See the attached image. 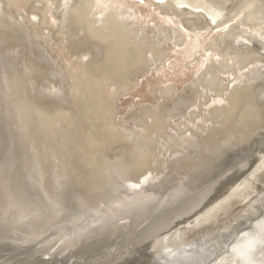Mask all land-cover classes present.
<instances>
[{
	"label": "bare ground",
	"instance_id": "6f19581e",
	"mask_svg": "<svg viewBox=\"0 0 264 264\" xmlns=\"http://www.w3.org/2000/svg\"><path fill=\"white\" fill-rule=\"evenodd\" d=\"M113 3L0 0V255L136 257L264 212V3Z\"/></svg>",
	"mask_w": 264,
	"mask_h": 264
},
{
	"label": "rangeland",
	"instance_id": "374dc122",
	"mask_svg": "<svg viewBox=\"0 0 264 264\" xmlns=\"http://www.w3.org/2000/svg\"><path fill=\"white\" fill-rule=\"evenodd\" d=\"M258 185L261 186L263 189V190L259 189L258 191L260 192V194H263L264 185L262 186V184L259 182H258ZM261 200L264 201V199H261ZM248 201L252 203L250 199H248ZM243 204L245 205V201L244 202L242 201L241 203L237 201L225 209L224 208L220 209L217 212V214H215V216L212 219H210L208 223L205 224L202 228H195L194 230L183 232L181 233L182 234L181 238H179L178 235L175 236L176 238L172 242L164 244L161 248H158L156 246V249H158L157 251L159 253L161 252L163 255L164 253L167 254V253H171L174 251L177 252L179 250H183V249L191 248V247H194L193 249H195V246L199 248L200 243H202L203 247H202V251L200 252V255H201L200 258L202 260H200L201 261L200 263L196 261L195 263L196 264H223L220 262L224 258L228 256H231L234 258L235 254L236 255L240 254L241 252L246 251L250 249L251 247L256 246L258 242L262 243L264 241V237L262 235L264 234V212L261 213L260 215H254V216L248 215V218L243 222V216H241L242 213H240L243 210L242 209L240 211V207L242 206V208H244ZM263 207H264V204H263ZM238 211H240L239 214H238ZM239 215L241 216V218ZM249 218H251V220H249L250 222L248 221ZM246 223L248 225H246ZM227 225L229 226V228H227L228 227ZM252 226H255L257 230L259 231V235L257 236L259 239L256 240V243L253 241H249L247 239L248 237H245L252 232ZM231 227H234V228L231 229ZM186 251L187 253L192 252V251L189 252V250L187 249ZM188 255L190 256V254ZM134 256L135 255H131L128 257L126 256L125 258H121V260L119 261L120 262L119 264H148L144 257H140V256L134 257ZM126 258L127 260H125ZM206 258L208 261L206 260ZM122 260L123 262H121ZM191 260L192 262H194L195 259L191 258ZM158 261H160V263L158 264L162 263V260L159 259L154 264H156ZM185 261H188V258H186ZM186 264H189V263H186Z\"/></svg>",
	"mask_w": 264,
	"mask_h": 264
},
{
	"label": "water",
	"instance_id": "95a60500",
	"mask_svg": "<svg viewBox=\"0 0 264 264\" xmlns=\"http://www.w3.org/2000/svg\"><path fill=\"white\" fill-rule=\"evenodd\" d=\"M156 249V246L155 247H149V250L147 251V254L144 255L142 253H138L136 256H144V258L146 259L147 263H151V264H154L159 258H161L163 256V258H166V254L165 255H162V253L158 252ZM242 250V249H241ZM139 251V250H137ZM157 251V252H156ZM248 254H250V257L248 256L247 259L244 260V263L246 262H249V261H258V262H264V251L260 250L259 248V245H256L254 247H251L250 249L246 250V251H243ZM244 253V254H245ZM126 255H123L122 257L120 258H117L116 260H111V261H101V262H96V263H91V264H109V263H113V264H119L121 258H124ZM161 256V257H160ZM24 259V260H22ZM179 259V258H177ZM176 259V260H177ZM39 259L38 258H26V257H19V258H16L14 256H5V255H0V264H42L41 262L38 261ZM172 261H174L173 259L172 260H166L165 262L162 261V264H169V263H172Z\"/></svg>",
	"mask_w": 264,
	"mask_h": 264
},
{
	"label": "snow or ice",
	"instance_id": "6c2138e0",
	"mask_svg": "<svg viewBox=\"0 0 264 264\" xmlns=\"http://www.w3.org/2000/svg\"><path fill=\"white\" fill-rule=\"evenodd\" d=\"M133 2H137V0H133ZM138 2L140 4H143L144 3V0H138ZM95 3L97 5H100L102 3V0H95ZM104 3H105V6L107 7L109 4H113V6H115V4L113 3V0H104ZM261 3H264V0H261ZM36 17L33 16V20H35Z\"/></svg>",
	"mask_w": 264,
	"mask_h": 264
}]
</instances>
